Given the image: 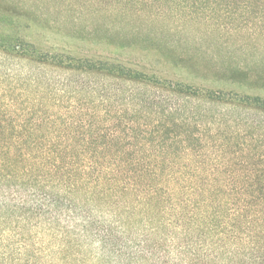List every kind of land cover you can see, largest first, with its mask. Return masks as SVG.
<instances>
[{
	"label": "trees",
	"instance_id": "trees-1",
	"mask_svg": "<svg viewBox=\"0 0 264 264\" xmlns=\"http://www.w3.org/2000/svg\"><path fill=\"white\" fill-rule=\"evenodd\" d=\"M97 1L142 42L166 18L264 41V0ZM31 5L0 0V264H264V51L154 42L217 84L188 82L41 44Z\"/></svg>",
	"mask_w": 264,
	"mask_h": 264
},
{
	"label": "rangeland",
	"instance_id": "rangeland-1",
	"mask_svg": "<svg viewBox=\"0 0 264 264\" xmlns=\"http://www.w3.org/2000/svg\"><path fill=\"white\" fill-rule=\"evenodd\" d=\"M30 1L32 4L31 11L35 12L36 14H34L37 17L35 19L38 26L34 28L38 35L36 40L41 44L42 42H50L76 48L82 52H94L104 55L116 54L118 58L147 63L155 67L163 68L166 65L170 67L167 73L176 77L181 76L180 78L188 82L217 84L213 81L215 78L214 74L208 72L207 77H205L206 75L202 73L201 68L190 70L182 66L177 67L180 65L177 63L176 66L177 60L161 44L156 45L154 42L173 40V46L177 48V52H183L184 49H187L192 54L198 55V61L200 62L204 61V59L201 60L203 52H212L218 56L220 54L217 51L218 43L221 41L227 42V40V43H232L237 41L238 38L243 40L242 43L245 42L248 45L240 47V49L235 48L233 53L235 58L244 59L247 57L250 59L264 51V41L261 42V39H258V44H249L248 39H246V33L223 39L225 37L224 34L209 29L203 23L194 25L193 22H183L176 18H166L154 24H143L141 26L143 28L142 32H139L137 37L141 36V39L151 38L149 34H152L155 41L147 40V42H142L131 35V31L134 30L127 29L129 28L128 26L116 25V27L109 30V19L114 20V16L109 13V2H99L97 0H74L73 2L58 0ZM69 3H73V6L80 5L83 8H79L80 11L74 14L66 6ZM48 22H52L51 25H48ZM149 29L154 32L146 31ZM178 39L181 40L180 44L177 43ZM156 47H159L156 54L151 51L146 55L147 50H156ZM1 241L0 239V243ZM25 260V257H18L16 253L7 258L9 264H24ZM0 262H3L1 257ZM36 262L45 264L47 263V258L42 256Z\"/></svg>",
	"mask_w": 264,
	"mask_h": 264
}]
</instances>
